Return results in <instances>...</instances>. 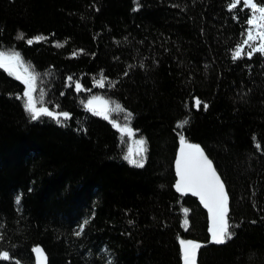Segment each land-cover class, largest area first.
I'll return each mask as SVG.
<instances>
[{
    "label": "trees",
    "instance_id": "1",
    "mask_svg": "<svg viewBox=\"0 0 264 264\" xmlns=\"http://www.w3.org/2000/svg\"><path fill=\"white\" fill-rule=\"evenodd\" d=\"M232 3L0 0V51L36 76L37 107L70 114L32 120L26 85L0 67V264H34L37 245L48 264H183L182 240L203 242L196 264H264V54L233 59L251 10ZM96 95L126 123L87 108ZM122 124L143 138L142 167ZM181 136L223 182L225 243L177 191Z\"/></svg>",
    "mask_w": 264,
    "mask_h": 264
},
{
    "label": "snow or ice",
    "instance_id": "2",
    "mask_svg": "<svg viewBox=\"0 0 264 264\" xmlns=\"http://www.w3.org/2000/svg\"><path fill=\"white\" fill-rule=\"evenodd\" d=\"M241 0H234V3L230 5V8H235L237 3ZM242 3L249 7L252 11L251 17L248 19L247 23L249 28L247 29V35L242 41V45L237 46V50L233 55V59H238L241 56L242 46L249 45L251 50L248 52V56L251 57L253 53L264 54V5H258L255 0H242ZM37 39H42L37 37ZM253 41H258L256 46H251ZM33 41L29 40L28 43L31 44ZM21 62V57L19 53H13L11 55H6L4 52H0V67H8L13 70H17ZM27 72V69H25ZM18 79H22L23 83L26 85L24 96L27 97L25 102V110L30 114L32 120H38L42 116H48L56 119L59 122V117L64 118L69 117L67 112H55L49 110L47 107H37V103L33 98V92L35 89L36 76L32 73L27 75L18 76ZM69 80L72 78L69 77ZM98 83L103 85V81ZM77 91L80 90L81 86L76 85ZM88 106L96 110V115H103L105 119H108V101L103 100L101 97H92L88 100ZM196 106H200V102L197 100ZM119 107V106H118ZM207 108V105H204ZM118 126V125H117ZM121 131H127L131 134V129L125 126L120 129ZM181 149L180 155L176 160L177 174L179 180L176 183L177 191H189L194 195H198L204 202L205 207L209 209L212 214V219L214 223V228L210 229L212 232V240L215 243H225L227 239L231 238L232 233L229 230V224L227 221L228 213V196L224 190L223 182L216 173L212 161L204 155L203 150L199 145L189 144L185 142L183 136L180 137ZM139 143L143 144L144 141ZM143 151V149H141ZM128 159V157H125ZM130 163L138 166H143L142 161H137L131 159ZM20 197H17V203H19ZM187 211V210H185ZM187 224V220H185ZM83 231V225L76 235H80ZM183 246V259L184 264H196V252L202 245L195 241H181ZM35 252L43 253L42 249L36 248ZM0 258L5 260L9 259L8 252L0 253ZM19 264V262H17ZM43 264H47V257L44 256Z\"/></svg>",
    "mask_w": 264,
    "mask_h": 264
},
{
    "label": "rangeland",
    "instance_id": "3",
    "mask_svg": "<svg viewBox=\"0 0 264 264\" xmlns=\"http://www.w3.org/2000/svg\"><path fill=\"white\" fill-rule=\"evenodd\" d=\"M251 10V9H250ZM251 15H252V11H251ZM251 17V16H250ZM249 28V26L247 27V29ZM247 29H246V32H245V34H244V38H245V36L247 35ZM243 38V39H244ZM243 39H242V41H243ZM259 42L258 41H253L252 42V44H251V46H256L257 44H258ZM239 45H242V44H239ZM245 46V45H244ZM249 46V45H248ZM237 50V48L235 49V51ZM235 51H234V53H235ZM0 52H2V51H0ZM6 55H11V54H13L12 52H4ZM6 71H8L10 74H12L13 76H16V77H18V76H23V75H27L28 73H32V74H34L33 72H32V70L30 69V67L28 66V65H26L24 62H23V60L21 59V62H20V64H19V67H18V69L17 70H13L12 68H8V67H3ZM25 69H27V72H25ZM22 80V79H21ZM35 97V95H34V93H33V98ZM92 97H94V96H92ZM92 97H90L89 99H87L86 100V102H85V106L87 107V108H89V109H91V110H94V111H96V110H98V109H93V108H90L89 106H88V100H90ZM96 97H100L99 95H96ZM103 100H106V101H108V113H109V115H110V117H114V118H116L117 120H118V122L119 123H126V119H125V117H124V115L123 114H119V115H117L116 113H114L113 112V110L114 111H117L118 110V108H117V106L116 105H112V104H110L109 103V100H107V99H105V98H103V97H101ZM113 115V116H112ZM125 126H127L126 124H122V125H120L119 127L120 128H124ZM127 128H129V126H127ZM130 129V128H129ZM131 130H133L132 128H131ZM123 133H124V135L127 137L126 138V140H127V151H126V157H128V159H127V161L130 163V160L131 159H135V160H137V161H142V163H143V161H144V154H145V152H144V144H141V143H139L141 140L143 141V138H140V137H137V136H135L134 134H133V131H131V134H129L127 131H123ZM123 139H124V137H123ZM125 140V139H124ZM125 140V141H126ZM141 149H143V151H141ZM130 164H132V163H130ZM134 165V164H133ZM214 228V224H213V226H212V229Z\"/></svg>",
    "mask_w": 264,
    "mask_h": 264
},
{
    "label": "water",
    "instance_id": "4",
    "mask_svg": "<svg viewBox=\"0 0 264 264\" xmlns=\"http://www.w3.org/2000/svg\"><path fill=\"white\" fill-rule=\"evenodd\" d=\"M181 147H182V145H181V143H180V145H179V147H178V150H177V153H176L175 161H174V169H175V174H176V183H177V181L179 180V176H178V174H177L176 160H177L178 156L180 155V149H181ZM203 152H204V151H203ZM204 155L207 156V158H208L209 160H211L205 152H204ZM211 161H212V160H211ZM212 165H213V167H214L216 173L218 174V172H217V170H216V168H215L213 162H212ZM218 176H219V174H218ZM219 177H220V176H219ZM220 180H221V178H220ZM224 190H225V189H224ZM181 192L184 193V194H193L192 192H189V191H181ZM193 195H194V194H193ZM195 196H197V197L201 200V198H200L198 195H195ZM201 201H202V200H201ZM202 202H203V201H202ZM203 204H204V202H203ZM204 205H205V204H204ZM206 209H207V212H208L209 217L211 218V223L214 224V223H213V219H212V214L209 212V209H208L207 207H206ZM198 243H200L201 245H203V242H198ZM36 248L42 249V250H43V253L35 252L34 249H36ZM34 249H33L34 264H43V262H44V256H45V255H46V257H47V264H48V256H47V254H46L44 248H43L41 245H37V246H35ZM196 257H197V252H196ZM182 260H183V264H184V259L182 258Z\"/></svg>",
    "mask_w": 264,
    "mask_h": 264
}]
</instances>
